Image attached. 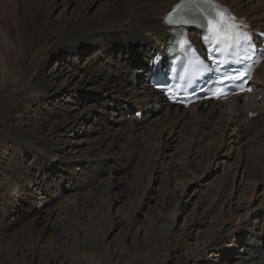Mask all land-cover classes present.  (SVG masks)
Listing matches in <instances>:
<instances>
[{"label":"rangeland","instance_id":"obj_1","mask_svg":"<svg viewBox=\"0 0 264 264\" xmlns=\"http://www.w3.org/2000/svg\"><path fill=\"white\" fill-rule=\"evenodd\" d=\"M66 1L51 0L49 14L55 21H61L65 15L75 17L76 13L83 12L88 16H99L107 0H96V3L94 0H76L68 9ZM89 3H94L91 8ZM0 4H8L13 11L10 0H3ZM124 48L119 45L108 56L114 62L121 58L123 64V57L130 52ZM137 49L134 47L133 50ZM98 50L81 48L72 53L51 48L48 43L41 44L31 51L24 70L20 72V80L14 70L12 79L0 91L1 97L8 95L14 90L16 80L23 92H29L26 96L18 92L12 99L14 112H0V258L3 263L240 264L237 256L244 252L242 245L256 239L246 228H239L237 237L241 243L228 244L230 247L212 252L203 247V238L211 227L238 205L242 208L234 219L235 223L243 221L250 208L258 215L249 229L260 233L264 228V169L252 151L253 142L248 134L234 138L239 141L232 142L229 136L219 137L225 121L218 127H207L206 134L198 138L197 143L182 123L173 126V132L165 129L162 143L153 152L152 168L138 175L142 176L140 181L143 184L139 196L144 190L143 201L146 200L142 207V197L133 199L120 191L126 183L124 180L133 183L136 179L127 167L118 164H113L116 168L114 177L122 182L118 191L107 198H94L86 190V183L97 176L99 168L93 160H80L90 157L89 149L92 142L101 137L102 124H111L109 115H114L115 120L110 126H115L114 123L121 118L132 121L135 113L140 111L134 108L124 115L118 109L113 113L112 100L106 93L101 97L98 85L93 82L82 83L76 89L75 83L83 75L84 68L94 67L104 60ZM65 67L67 70L63 71ZM106 68L107 64L104 74L113 80ZM140 68L135 65L128 72ZM125 69L123 67L122 71ZM58 73L62 75L52 78V74ZM33 74H39V78H31ZM74 78L71 89L67 82ZM145 80L128 83V89L138 90ZM59 88L65 93L55 96ZM36 92L44 96L31 97ZM120 106L123 107L124 102ZM65 108L70 111V118L54 131V147L48 144L46 149L42 148L44 155L53 161V167L49 169L45 163L47 159L36 153L30 144L40 133L37 122L49 123V115ZM12 113L15 114L10 116ZM143 114L150 120L157 116L151 112ZM250 119H255L256 126L264 124L258 115ZM216 128L220 130L217 132ZM142 132L135 134L139 147L143 146L140 142L148 139V134ZM253 132H257V128ZM215 133L218 136L213 137ZM221 141H224L223 146ZM122 148L120 146L115 155L121 156ZM72 187L77 188L72 190ZM172 191L175 195L170 194ZM170 195L174 196L163 205V199ZM78 199L86 207L74 210L72 219L81 225V229L70 237L50 230L49 222L64 217L65 207ZM111 202L114 203L112 206ZM34 232L37 240H30L28 236ZM261 247L264 250V241ZM202 252L207 254L200 260ZM195 257L194 261L192 258Z\"/></svg>","mask_w":264,"mask_h":264},{"label":"bare ground","instance_id":"obj_2","mask_svg":"<svg viewBox=\"0 0 264 264\" xmlns=\"http://www.w3.org/2000/svg\"><path fill=\"white\" fill-rule=\"evenodd\" d=\"M10 1L13 11L9 9V3L5 6L0 4V91L5 89L6 84L12 79L14 70L17 71V77L20 80V72L24 70V65L31 51L41 44L48 43L51 48H62L72 53L80 51L81 48L94 47L99 49L98 54L104 60H100L94 67L84 68L83 75L75 83L76 89H79L82 83L84 85L91 82L95 83L98 85V93L101 92L100 96L102 97L103 93H106L108 98L112 100L111 111L113 113H116L119 109L125 115L130 110L137 108L146 114H149V112L157 114L151 120L148 119L147 115L141 120L133 117V120L129 122L125 118H121L114 123L115 126H110L115 121L113 119L114 115L108 114L111 124L107 122L102 124L101 137L94 140L89 149L90 157L80 160L81 162L93 160L98 165L97 176L86 183L85 187L94 198L99 196L107 198L109 194L121 188L122 182L114 177L116 168L113 164H118L122 168L127 167L128 169H126L130 170L136 179L133 183H129V179L128 181L124 180L123 183L125 181L126 183L120 191L133 199L138 197L143 186L140 181L142 176L138 177V175L152 168L151 165H153L154 160L152 155L154 156V150L162 143L163 136L166 134L165 129L168 128V132L172 131L173 126L180 123L187 127L192 139L196 142L198 138L206 134L207 127H218L219 124L225 121V125L222 126L223 131L221 130L219 137L229 136L232 138V142L248 134L253 142L252 151L259 159L261 168L264 169V124L256 126L255 119H250L251 113H258L260 122L264 123V62L255 73L254 93L243 100L239 97H233L224 102H210L207 107L198 104L183 110L169 105L167 101L165 102L162 95L154 92L150 80L148 83L141 84L136 91L128 89V83L136 84L139 79H145L148 73L144 71V65L148 64L147 72L155 69L151 65V61L156 55H162L163 50L171 44L173 36L170 29L163 24L164 16L180 0H107L103 6L102 14L99 16H88L83 12L76 13L75 17L65 15L61 21H55L49 14L52 5L50 4L51 0ZM74 1L76 0L66 1L68 2L67 9L75 3ZM218 1L230 8L238 17L245 19L252 27H256V30L264 27V0ZM93 2L96 3V0ZM94 3H89V7L91 8ZM190 36L193 40L197 39L195 32H191ZM119 45H123L130 50L123 57V64L121 58L114 62L112 57L108 56V53L112 55L111 51ZM134 47H138V49L134 51ZM106 64L108 65L106 69L109 75L114 77L113 80H109L104 74ZM135 65H139L141 68L128 72ZM114 66L116 70H114ZM123 67L126 68L125 72L122 71ZM41 69L43 68L41 67ZM63 69L65 71L67 67ZM61 73L52 74V78L60 77ZM35 77L39 78V74L31 76V78ZM75 80V78L73 81L68 80L67 87H72L71 85ZM14 84L16 85L13 91L3 97L0 96V112L2 113L8 114L15 111L12 106V99L17 96L18 92H22L23 96L29 93L28 91L23 92V87H19L16 80ZM60 89L62 88L55 91V96H62L65 93L64 90L61 91ZM43 96L44 94L36 92L31 97L39 98ZM248 98L250 100L246 102ZM121 102H124L123 107L120 106ZM13 114L15 113L10 116ZM69 118L70 111L65 108L53 114V116H48L47 122L52 121L51 124L37 122L40 133L36 141L30 144V147L43 156L42 158L47 159L45 163L49 169L53 167V161L44 155L42 148L46 149L48 144L50 147H54L52 142L55 135L54 131L59 125L64 126ZM45 128H47L46 132ZM254 128H257L255 133L253 132ZM140 130L143 131L142 133L148 134L146 142H140V145H143L142 147L136 146L137 141H135L137 137L135 134ZM218 130L220 129L216 128L215 131L218 132ZM214 136L218 135L215 133ZM223 142L221 141L220 145ZM200 143L198 144L200 145ZM120 146L124 148V152L121 151V156L115 155ZM122 159H124L123 162ZM72 188V190H75L77 187ZM173 192L170 194L175 195ZM174 195L165 197L163 205L169 202ZM139 197H142L140 199V207H142L146 201H143L144 190ZM113 202H111V206L114 204ZM83 203L82 200L78 199L74 204L66 206L63 212L64 217H60L55 222H49L48 228L57 232L58 235L62 233V236H72L77 230L81 229V225L73 221L72 215L74 210L85 209L86 205ZM241 208L242 205L233 207L227 217L220 219L211 227L209 233L203 238L205 239L203 247L205 251L210 250L212 252L230 247L228 244L241 243L242 240H238L237 237L238 231H240L239 228H246L256 239L246 243L242 242L244 243L242 245L244 252H242V256H237L240 264H264V250L261 247L264 241V228L260 229V233L249 229L250 224L256 222L254 220L257 219L258 215L250 208L246 212L245 219L235 223L234 219L237 218V213ZM28 237L30 240H37L35 232ZM24 253L23 251L22 254ZM204 254L207 253L202 252L199 255L200 260L203 259ZM192 259L195 261L196 257ZM0 263L5 264L2 258H0Z\"/></svg>","mask_w":264,"mask_h":264},{"label":"snow or ice","instance_id":"obj_3","mask_svg":"<svg viewBox=\"0 0 264 264\" xmlns=\"http://www.w3.org/2000/svg\"><path fill=\"white\" fill-rule=\"evenodd\" d=\"M215 18L213 17V20ZM187 23V21H185ZM213 36L212 39L215 40L217 43H228L229 41L233 40L234 38L226 31V29L221 26V27H216V25H213ZM206 40L208 37L205 38ZM228 46H233L231 43H228Z\"/></svg>","mask_w":264,"mask_h":264}]
</instances>
